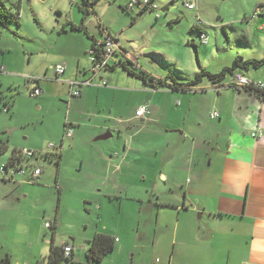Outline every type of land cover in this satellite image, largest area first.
I'll return each mask as SVG.
<instances>
[{"label": "crops", "instance_id": "1", "mask_svg": "<svg viewBox=\"0 0 264 264\" xmlns=\"http://www.w3.org/2000/svg\"><path fill=\"white\" fill-rule=\"evenodd\" d=\"M108 2H114L109 3L107 7L114 18L112 20L103 18V22L99 18L98 25L100 23L105 32L111 34L108 25L118 23L117 16L127 18L131 14L123 10L128 0ZM159 9L168 11L169 5H163ZM259 9L263 12H258ZM250 11L252 14L249 17ZM147 13L132 14L131 26ZM126 18L123 19V23H127ZM234 19L231 23L233 27L234 23L246 25L245 29L235 26L238 31L235 27L232 28L231 35L234 39L238 38L236 48L245 51L235 55L244 60L263 59L264 48L255 51L259 49V44L252 40L254 35L252 30L264 32L262 23L264 0L241 1ZM217 21H220V24L211 27L216 34L218 28L226 27L221 17H218ZM69 22L79 23L78 18L68 20L66 24ZM169 23L172 29L174 21ZM65 29L67 32L63 34L85 36ZM242 29L244 33L239 32ZM246 29L250 30L248 36L245 33ZM188 34L192 38L186 45L196 43L197 35H193L191 28ZM224 35L228 41L231 40L228 32ZM91 38L92 41H101L94 36ZM132 41H135L134 45L140 47L138 40ZM116 43L120 45L118 48L122 51L117 52V48L109 60L110 64L111 61L116 63L128 59L137 69L155 78H161L143 67L138 57L127 53L119 40H116ZM201 46L206 47L203 51L207 59L197 62V67H185V62V65L182 64L189 79L201 69L211 74H219L225 68L231 67L236 57L234 54L224 56L230 48L222 47L220 40H216L211 49L209 42ZM85 49L84 42L83 51ZM195 51L198 56L197 47ZM147 57L151 58V54H147ZM1 61L5 62L3 58ZM64 63L67 68L63 75L69 69V62ZM76 65L78 68L76 75L65 84L68 86L69 95L73 88L78 89L80 95L78 97L70 95L72 98L69 96V100L76 98L79 101L72 100L67 104L69 111L65 118V135L69 129L72 130L71 137L75 135L78 137L80 134L94 137L110 133L112 136L106 138L112 140L107 146L110 147L109 153L123 144V148L117 149L120 154L115 153L109 160H103L106 162V172L111 168L115 170L114 176L113 172H110L104 180L113 184L115 189L124 187L126 191L133 190L126 186L128 181L147 183L136 187V192L131 197L140 204L137 221L138 226L144 228L143 240L151 232L154 238L151 248L155 249L158 246L159 251H155V254L159 258L156 259V263L264 264V102L245 90L231 87L230 84L233 83L231 77H227L220 84H213L204 79L198 86L189 90L183 88L153 90L141 82L137 85L140 101L135 109L145 106L149 109V114L142 119L132 117L128 119L126 83L119 81L114 83L109 76L108 81L112 86L106 81L107 86L103 87L100 82L95 84L96 76L88 77L85 69L82 70V76H78L81 73L79 67L83 65L81 58H78ZM262 68L264 65L258 69L249 68L238 72L250 81L264 84V73L259 71ZM3 72L4 68L1 67L0 74ZM101 72L98 74L99 81L104 80ZM88 79H91L90 86L80 85ZM36 80H40L39 87L42 89V79ZM62 89V93L66 94V89ZM122 92L124 95L117 97V94ZM213 114H216V117ZM116 133L120 136H114ZM139 136L141 137L138 139ZM76 140L75 137L74 142ZM8 143L9 141L7 145ZM138 145L142 147L143 153L149 150L159 155L157 161L150 160L151 168L136 164L141 174H136L137 168L131 166L138 162L132 157V151ZM32 149L34 152L42 151L39 148ZM55 152L61 154L57 164L59 165L63 158V150L60 148ZM163 153L165 155H162ZM14 156L15 154H12L11 158ZM35 161H39V158ZM148 174L151 177H148ZM6 178L2 181L4 185L14 181V177ZM11 195V192L0 194V258L9 255L10 264H46L45 259L53 242L57 247L71 246L73 262L82 263L76 260V254L80 253L79 249L76 250L74 239L71 238L62 245L55 243L58 231L53 239L51 237L48 248H39L30 241H17L14 223L20 215V209L17 208L20 198H13L15 196ZM48 222H57L59 230L58 212L54 220L49 218L45 223ZM114 238V249L101 262L87 263L85 260V264H101L105 258L111 257L110 255L116 251V243H121L118 238ZM89 241L86 242L84 259Z\"/></svg>", "mask_w": 264, "mask_h": 264}, {"label": "rangeland", "instance_id": "2", "mask_svg": "<svg viewBox=\"0 0 264 264\" xmlns=\"http://www.w3.org/2000/svg\"><path fill=\"white\" fill-rule=\"evenodd\" d=\"M176 1L157 0L155 2L157 10L139 18L132 26L131 16L135 13L125 17L127 23H123L125 18L117 16L118 23L108 25L112 36L120 41L127 53L138 57L143 67L160 77L172 74L178 78H185L184 76H187L185 67H197V62L206 58L203 51L206 47L201 46L198 36H195L196 43L186 45L192 38L188 32L193 26L206 31L209 49L214 46L216 40H220L222 47L230 48L224 55L226 57L244 51L236 48L238 38L234 39L231 35L235 26L246 28L245 23L243 25L234 23V27L231 25L243 0ZM109 3L114 4L99 0L94 6L96 14L86 16L89 35L101 41L107 33L104 32L103 36L100 34L98 19L103 22V18L107 20L114 18L113 13L107 10ZM186 3L193 4L194 9L185 7ZM78 4L79 0H21L19 24L12 21L0 25V68H4V72L0 74V142L7 144L6 140L9 141L7 150L0 154V168L8 163L14 150L32 151V148L42 150L35 152L36 154L48 151L52 153L55 150L59 151L60 148L63 150V158L59 165L55 162H45L41 157L39 161H35L36 158L28 161L32 167L40 169L43 173L36 182L29 181L27 177L29 175H12L13 170H10L8 175L0 174V194L11 192V197L20 198L17 206L20 215L14 223L17 241H30L39 248H48L51 235L45 228V222L49 218L54 220L58 212L59 230L55 243L62 245L71 238L74 239L76 250L79 249L80 253L76 254V260L82 261L81 264L86 263L84 259L86 242L96 233L108 234L121 241L120 244L116 243L114 254L105 258L101 264H157L156 259L159 257L155 251H159L158 246L155 249L151 248L154 241L151 232L143 240L144 228L139 227L137 221L140 204L131 197L135 194L136 187L147 183L128 181L126 186L133 190L126 191L124 187L115 189L113 184L104 180L110 172H113L114 176L115 171L111 168L106 172L105 161L114 157L115 153L120 154L117 149L123 148V144L109 153L110 147L107 146L112 140L99 139L101 135L94 137L82 134L78 137L65 135V118L69 111L67 104L72 100L79 101L76 98L69 100V89L65 83L73 80L76 75L78 58L82 59L83 64L79 67L81 73L78 76L81 77L82 70L85 69L88 77H94L88 54L90 41L86 36L82 38L80 35L74 36L73 33H61L68 20L78 18L80 22L82 13ZM6 5L10 6L8 3ZM163 5H169V10L159 9ZM251 12L248 14L249 17ZM218 17L223 19L226 27L218 28L216 34L211 27L220 24V21H217ZM171 21H174L172 29L169 23ZM243 29L239 32L244 33ZM226 32L230 34L229 41L224 35ZM249 32L250 30L246 29V36ZM252 32L254 33L252 40L259 44V49L255 51L262 50L264 32H257L254 29ZM192 33L197 35V32ZM81 39L86 44L85 51ZM132 40H138L140 47L134 45L135 41ZM119 51L122 49L118 48L117 52ZM147 54H151V58H148ZM2 58L5 62L1 61ZM67 61L69 62L67 73L56 81L55 66L57 64L67 66L64 63ZM184 62L185 67L182 66L185 65ZM259 71L264 73V68ZM105 72H101L102 77L104 76L109 86H112L108 81L109 76L114 83L118 81L126 83L127 117L137 119L135 107L140 101L137 85L141 82L129 77L121 69L113 73ZM98 74H95V84L100 82ZM36 79H42L43 92L37 97H32L30 92L36 85L31 80ZM62 88L66 89V94L62 93ZM121 95H124L123 92L117 94V97ZM5 102H8L9 106L4 105ZM133 133L134 131L131 132ZM114 136L120 135L116 133ZM75 137L77 140L74 142ZM49 145H54V148L49 149ZM132 152V157L138 161L131 164L137 168L136 174H141L136 164L151 168L150 160L154 162L159 158V155L149 150L143 153L140 145ZM11 176L14 177V181L7 185L2 184L6 177ZM148 177L151 175L148 174Z\"/></svg>", "mask_w": 264, "mask_h": 264}, {"label": "trees", "instance_id": "3", "mask_svg": "<svg viewBox=\"0 0 264 264\" xmlns=\"http://www.w3.org/2000/svg\"><path fill=\"white\" fill-rule=\"evenodd\" d=\"M98 1L99 0H79V4H78L79 11L82 13V18L80 19V22L78 24L69 22L61 30L62 33H65L67 32L65 28H68L72 32H77V33H81L85 35L91 41L88 54L89 56L95 58L96 63L103 62L106 57L105 43H103V41L101 42L95 41V40L92 41L91 36L89 37L88 29L86 27V16L96 14L94 6ZM129 1L130 0H128V2ZM150 1L154 2L153 0H150ZM6 3H8V5L10 6H7ZM20 7H21V0H0V25H3L7 22H12V21L19 24L18 18L20 17ZM123 8H124L123 10L128 14L135 13L138 15L155 11L152 9H144L143 11L135 12V11H128L125 7ZM98 29L100 30V34H103V31L105 32L104 30L105 28L100 23L98 25ZM191 32H197V36L201 44H202V39H201L202 35L208 36L206 33L203 32V30H201L197 26H193L191 28ZM107 37H110L112 41L116 42L114 37H112L109 33L107 34ZM113 56L114 54L112 55V57ZM109 60H108V63H106V65L104 66L103 71L112 72V71L121 69L125 73L129 74L131 77L138 79L145 86L153 90H157L161 88H169L172 90L183 88V90L184 89L189 90L192 87L198 86L204 79H208L213 84H220L224 82V80L227 77H231L233 81V76L238 71L248 70L249 68L258 69L264 65V58L260 60L258 59L244 60L242 57L236 56L231 67L225 68L219 74H211L207 72L206 70L201 69L191 79H189L186 76H184L185 78H182V77L178 78L172 74H168L163 78L162 77L155 78L151 76L150 74H148L147 72L137 69L134 63L128 59L120 60L119 62L112 63V64L109 63ZM60 76L56 75V79H58V77ZM31 81L35 82V85H36L33 88V90L40 89L42 91V89L39 87L40 80H31ZM230 86L237 88L233 83L230 84ZM242 90H245L255 95L257 98H259L261 101L264 102V90L253 89V87L243 88ZM4 105L9 106V103L5 102ZM65 127L67 128L68 126H65ZM6 141L8 142V140ZM7 148H8V145L6 143L0 142V154L4 153L7 150ZM16 152L17 151L14 150L12 154H15ZM39 157H41L43 160H46L49 162H55L56 164H58V161L61 159V154L60 152H55V151L52 153L46 152L44 154H41V153L36 154L34 152L33 158L37 159ZM11 160L12 158L8 160L7 165L12 166V163L10 162ZM33 182H36V181H33ZM48 230L53 239V237L56 235L58 231L57 222L51 223ZM114 246H115V238L113 236H110L108 234H103V233L96 234L88 242V249L85 253L86 262L87 263L101 262V260L114 249ZM64 247L65 246L57 247L53 244V242H51L49 253L45 259L46 264H65V263L75 264L73 262V254L67 258L64 256V253H63ZM0 264H10V256L5 255L3 258H0Z\"/></svg>", "mask_w": 264, "mask_h": 264}, {"label": "built area", "instance_id": "4", "mask_svg": "<svg viewBox=\"0 0 264 264\" xmlns=\"http://www.w3.org/2000/svg\"><path fill=\"white\" fill-rule=\"evenodd\" d=\"M112 1V0H109ZM185 7L188 9H194V5L191 3H186ZM125 8L128 11H135L140 12L144 9H152L157 10L156 4L151 2L150 0H130ZM258 12H263L262 9H259ZM107 37V36H106ZM104 39L103 43H105V51H106V57L103 62L96 63L95 58L90 56V62L92 64L91 72L92 74H97L103 71L104 66L106 63H108V60L112 57V55L117 50L119 44L112 41L110 37H107ZM202 44L206 45L208 43V36L202 35ZM66 67L64 65H57L55 66V74L57 76L62 75L65 72ZM91 79H88L87 81L81 83L82 86H90ZM233 84L238 89H243L247 87H253V89L258 90H264V84L262 82H253L247 79L241 72H236L233 76ZM72 85V84H71ZM100 85L103 87L107 86V82L102 80L100 81ZM42 91L40 89H34L30 92V95L32 97H37L41 95ZM80 95V91L78 89H72L71 96L78 97ZM149 114V109L145 106L139 107L136 112V118L142 119L145 115ZM214 117H216V114H213ZM66 135L71 136L72 130H66ZM49 149H53L54 145H49ZM34 152L30 150H24V151H17L15 153L14 158L11 160L12 166L9 165H2L0 168V174L8 175L10 170L12 171V175H21V176H27L29 181H36L40 177L42 171L40 169L34 168L31 166V164L28 162L30 159H33ZM13 176H11L12 178ZM51 225V222L45 223V228H49ZM64 256L67 258L73 253V248L71 246H65L64 247Z\"/></svg>", "mask_w": 264, "mask_h": 264}, {"label": "water", "instance_id": "5", "mask_svg": "<svg viewBox=\"0 0 264 264\" xmlns=\"http://www.w3.org/2000/svg\"><path fill=\"white\" fill-rule=\"evenodd\" d=\"M111 136H112V134L108 133L107 135H103V136L99 137V139L104 140V139L111 137Z\"/></svg>", "mask_w": 264, "mask_h": 264}, {"label": "clouds", "instance_id": "6", "mask_svg": "<svg viewBox=\"0 0 264 264\" xmlns=\"http://www.w3.org/2000/svg\"><path fill=\"white\" fill-rule=\"evenodd\" d=\"M109 1V0H108ZM108 34V33H107ZM111 35V34H110ZM112 36V35H111ZM106 37V36H105ZM113 37V36H112ZM102 41H104V40H102ZM101 42V41H100ZM70 95H71V93H70Z\"/></svg>", "mask_w": 264, "mask_h": 264}]
</instances>
